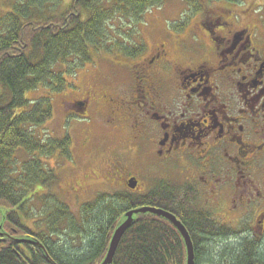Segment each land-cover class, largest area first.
Returning a JSON list of instances; mask_svg holds the SVG:
<instances>
[{
    "label": "flooded vegetation",
    "instance_id": "obj_1",
    "mask_svg": "<svg viewBox=\"0 0 264 264\" xmlns=\"http://www.w3.org/2000/svg\"><path fill=\"white\" fill-rule=\"evenodd\" d=\"M194 9L166 17L172 34L156 43L135 38L133 55L98 56L117 68L116 78L91 60L84 67L94 75L87 67L85 75L64 74L63 86L45 97L55 101L58 138L70 140V150L76 137L80 148L117 137L139 154L132 168L115 161L114 189L124 204L148 199L174 215L195 264H212L201 256H222L224 242L255 244L257 253L264 243V2ZM81 184L69 183L67 194L80 196Z\"/></svg>",
    "mask_w": 264,
    "mask_h": 264
},
{
    "label": "trees",
    "instance_id": "obj_2",
    "mask_svg": "<svg viewBox=\"0 0 264 264\" xmlns=\"http://www.w3.org/2000/svg\"><path fill=\"white\" fill-rule=\"evenodd\" d=\"M233 1L175 0L176 13L192 11V7L202 12L215 6L236 8ZM250 1L264 2L249 0L245 6ZM166 2L68 0L66 9L60 10L61 0H20L13 3L12 12L0 17V207L4 209L3 216L0 213V264H49L45 253L55 264H100L124 213L150 205L148 199L139 205L124 204L121 191L102 193L83 203L77 218L57 199L53 205L47 203L49 198L53 200L47 195L42 215L45 229L35 232L27 224L23 226L20 213L25 216L29 206L25 195L29 191L32 197L35 185L51 184L53 172L46 170L42 160L68 158L71 145L70 140L49 134L41 139L24 127L49 120L54 106L45 95L63 86L64 74L91 62L93 53L135 54L136 26L143 23L147 12ZM116 18L122 22L113 28L110 22ZM127 20L137 25L128 30L124 27ZM39 88L43 94L30 100L28 92ZM18 151L30 154L19 170L15 168L20 163ZM184 249L181 235L169 221L141 215L120 238L112 264H185ZM256 251L255 244L241 242L220 258L230 264H264L263 249ZM210 262L214 264L212 255Z\"/></svg>",
    "mask_w": 264,
    "mask_h": 264
},
{
    "label": "rangeland",
    "instance_id": "obj_3",
    "mask_svg": "<svg viewBox=\"0 0 264 264\" xmlns=\"http://www.w3.org/2000/svg\"><path fill=\"white\" fill-rule=\"evenodd\" d=\"M16 1L20 0H0V17L4 16L8 12H12L14 6L13 3ZM247 1L249 0H234L233 2L237 3V5L241 4V6H245V2ZM61 4H63V6L60 10H65L68 4V0H61ZM176 12L177 4L175 3V0H167L166 4L163 7H160L159 9H153L151 12H147L143 18V23H139L137 25L127 20L124 21V23H127L124 27L129 30L137 25L135 38L138 37L137 39H139L140 37L145 36L146 40H149L151 42L155 40L156 43V41H160L157 38L163 35L164 31L169 35L172 34L168 28L172 26L168 25L167 27L165 18ZM161 15L162 19H160ZM120 22L122 21L116 18L114 19V21L110 22V24L114 28L115 24L119 25ZM103 53L104 52H101L99 54L98 52H96L95 55L93 54V60L97 59L103 66L99 72L105 76H114L113 78H116L115 72L117 68L110 67L109 65L106 66V62L100 61L98 59V56H104ZM108 57L110 58L111 55H108ZM85 67H87L86 70L89 71L86 75H94V69L89 68L88 64H86ZM85 67L83 65L76 70H81V74L85 75L83 73ZM61 70L62 67H59V71ZM119 71L120 74L122 73L123 75L122 68H120ZM89 78L86 77L85 80H91V78ZM38 90H32L28 92L27 95L30 97V100H35L37 95L40 96L41 92H39ZM52 102L55 106L53 97ZM24 128L26 130L28 129L30 132H33L35 136L44 140L45 138L49 137L48 134L54 139H61L58 137H62L64 132L62 124L60 122L58 111H56L44 125L33 128L31 127V125H27ZM75 143V151L70 150V156L68 158L62 156L53 158V156H51L47 159L44 158L42 160L46 170H52L53 172L52 176H49L51 184L35 185L34 189L32 190L33 196L31 197L29 191L27 195H25L28 196V198H25V200H27L29 206L26 209L27 213L25 212L26 217L22 213H20L23 226L27 224L25 227L30 228L35 232H42L45 229V225L42 220L44 219L42 217L43 211L47 203L52 205L56 203L54 202V199H57L61 203L67 205L68 210L72 213L73 217L77 216L78 218V216L80 215V208L83 203L95 199L97 195L102 193L112 194L113 192L116 193L122 191L117 186L115 187V189H113L114 186L111 183L113 181H120L119 170L117 168H114V163L116 160H125L122 161V163H129L131 168L135 167L140 160L139 154H137L136 152H132V150H129L127 145L123 146L122 141L119 138L117 139V137H107L100 144H98L99 142L88 143L85 144L82 148L77 145V137L75 139ZM16 155V158L20 163L16 164L17 167L15 168L19 170L22 169L21 167L23 163H28L30 154H24L18 151ZM76 179H78L80 183H82L81 185H83L82 188H80L75 193V195H77L81 191L80 196L78 197L72 196L71 191L69 194H67L66 192L68 184L72 181L74 182V180ZM116 189L117 191H115ZM47 195H52L53 200L49 198L50 200H48V202L46 203L45 197ZM0 209L4 210L2 207H0ZM236 245L239 244L229 245L227 244V242H224L223 252L225 253V251L230 250L232 246ZM207 246H210V239L207 240ZM259 246L264 251V243H262V245L260 244ZM224 253H222L221 255H224ZM218 257H220L219 252H215L212 254L214 264H216L215 262ZM262 257L264 258V256ZM206 261L211 263L210 255L201 256V262ZM223 262L224 264H230V262L228 261L225 262L223 260Z\"/></svg>",
    "mask_w": 264,
    "mask_h": 264
},
{
    "label": "water",
    "instance_id": "obj_4",
    "mask_svg": "<svg viewBox=\"0 0 264 264\" xmlns=\"http://www.w3.org/2000/svg\"><path fill=\"white\" fill-rule=\"evenodd\" d=\"M134 185L135 182H132L131 186ZM0 211L4 213V210H0ZM146 214L158 215L165 218L179 231L186 248L185 264H195L192 242L182 223L178 221L174 215L151 206L137 207L128 210L127 212L124 213V215L121 217L119 223L117 224L116 228L112 233L108 245V249L106 251V255L100 264H112L114 252L124 232L131 226L132 222L136 218ZM20 241H24V239H20ZM45 258L49 264H55L52 261V259L49 257V255L46 253H45Z\"/></svg>",
    "mask_w": 264,
    "mask_h": 264
}]
</instances>
